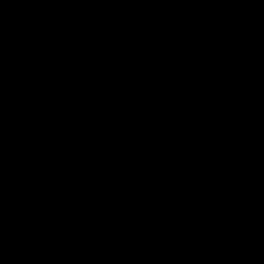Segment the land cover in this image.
I'll return each mask as SVG.
<instances>
[{
	"label": "water",
	"instance_id": "95a60500",
	"mask_svg": "<svg viewBox=\"0 0 264 264\" xmlns=\"http://www.w3.org/2000/svg\"><path fill=\"white\" fill-rule=\"evenodd\" d=\"M0 264H264V0H0Z\"/></svg>",
	"mask_w": 264,
	"mask_h": 264
}]
</instances>
